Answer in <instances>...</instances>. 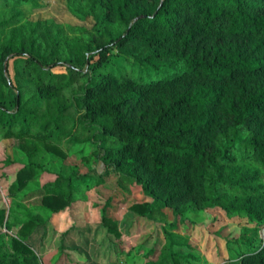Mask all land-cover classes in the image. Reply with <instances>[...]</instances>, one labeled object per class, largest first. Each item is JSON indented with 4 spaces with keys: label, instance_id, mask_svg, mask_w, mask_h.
I'll use <instances>...</instances> for the list:
<instances>
[{
    "label": "trees",
    "instance_id": "trees-1",
    "mask_svg": "<svg viewBox=\"0 0 264 264\" xmlns=\"http://www.w3.org/2000/svg\"><path fill=\"white\" fill-rule=\"evenodd\" d=\"M82 1L102 24L115 22L118 29L97 30L81 40L73 61L55 60L53 36L47 38V52L29 41L0 45L1 69L9 55L22 54L41 102L40 108L25 107L19 93L12 108L0 102L4 134L22 138L31 132L41 140H59L76 127L91 129L100 137L99 156L109 170L134 181L150 197L149 202H132L131 209L199 203L210 195L220 202L227 197L225 190L213 191L220 184L240 190L245 212L264 222V183L251 182L255 174L250 172L230 178L235 148L264 164V0ZM9 20L0 19V26ZM112 47L125 53L145 48L143 63L173 71L145 77L106 68ZM98 68L103 71L65 95L64 86ZM243 130L247 136L239 139ZM24 143L29 153L38 149ZM31 173V167L20 169L16 187ZM66 179L50 182L41 196L44 206L65 204ZM3 217L0 207V223ZM35 223L22 221L9 245L0 246V264H32L24 237ZM4 225L12 227L7 221ZM170 257L179 264L176 254ZM219 264H264V239L257 249Z\"/></svg>",
    "mask_w": 264,
    "mask_h": 264
},
{
    "label": "rangeland",
    "instance_id": "rangeland-1",
    "mask_svg": "<svg viewBox=\"0 0 264 264\" xmlns=\"http://www.w3.org/2000/svg\"><path fill=\"white\" fill-rule=\"evenodd\" d=\"M4 18L10 20L0 26V45L29 41L47 52V38L53 36L55 60L64 62L74 60L81 40L94 31L118 29L115 22L102 24L82 0H0V19ZM146 51L139 47L125 53L112 47L105 67L145 77L173 71L143 63ZM6 64L5 68L0 66V102L12 108L19 93L25 107L40 108L22 54L9 55ZM101 71L89 70L77 82L64 86L63 92L70 96L78 82ZM68 124L65 130L70 128ZM4 130L5 125L0 124V207L4 209L0 246L6 248L19 224L32 218L36 223L24 237L32 249V264H172L171 254L178 256L179 264H219L237 260L263 242L264 222L245 212L244 194L236 188L218 184L213 191L225 190L227 194L220 202H214L210 195L199 203L180 202L138 212L130 204L149 202L150 197L134 181L109 170L99 156L100 137L93 130L79 126L59 140H41L31 132L18 138L5 135ZM237 136L244 139L247 132ZM24 141L38 149L29 153ZM109 143L110 139L104 147ZM244 153L235 148L236 169L230 178L250 172L255 174L251 182L264 183V164ZM27 167L32 168L31 176L16 187L18 171ZM59 176L67 178L65 204L51 209L43 205L41 196ZM229 205L234 209L225 210ZM6 221L12 227H6ZM247 237H251L250 242Z\"/></svg>",
    "mask_w": 264,
    "mask_h": 264
}]
</instances>
